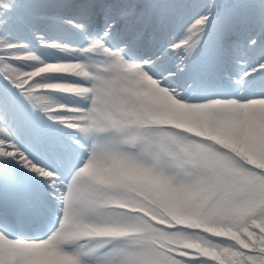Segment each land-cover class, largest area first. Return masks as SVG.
<instances>
[{
	"label": "snow or ice",
	"instance_id": "snow-or-ice-1",
	"mask_svg": "<svg viewBox=\"0 0 264 264\" xmlns=\"http://www.w3.org/2000/svg\"><path fill=\"white\" fill-rule=\"evenodd\" d=\"M0 264H264V0H0Z\"/></svg>",
	"mask_w": 264,
	"mask_h": 264
},
{
	"label": "trees",
	"instance_id": "trees-1",
	"mask_svg": "<svg viewBox=\"0 0 264 264\" xmlns=\"http://www.w3.org/2000/svg\"><path fill=\"white\" fill-rule=\"evenodd\" d=\"M26 2V0H21V3H25Z\"/></svg>",
	"mask_w": 264,
	"mask_h": 264
}]
</instances>
